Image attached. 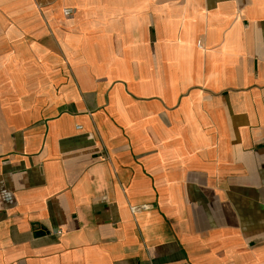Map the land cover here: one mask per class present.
<instances>
[{"label":"crops","instance_id":"1","mask_svg":"<svg viewBox=\"0 0 264 264\" xmlns=\"http://www.w3.org/2000/svg\"><path fill=\"white\" fill-rule=\"evenodd\" d=\"M0 264H264V0H0Z\"/></svg>","mask_w":264,"mask_h":264},{"label":"built area","instance_id":"2","mask_svg":"<svg viewBox=\"0 0 264 264\" xmlns=\"http://www.w3.org/2000/svg\"><path fill=\"white\" fill-rule=\"evenodd\" d=\"M71 10H66V14H68ZM147 207V205H139V206H134L132 207V212L135 213V212H138L140 210H143Z\"/></svg>","mask_w":264,"mask_h":264},{"label":"rangeland","instance_id":"3","mask_svg":"<svg viewBox=\"0 0 264 264\" xmlns=\"http://www.w3.org/2000/svg\"><path fill=\"white\" fill-rule=\"evenodd\" d=\"M66 10H71V11H70L68 14H66ZM72 13H73V9H72L71 7H67V8H64V9H63V14H64L65 16H71Z\"/></svg>","mask_w":264,"mask_h":264}]
</instances>
